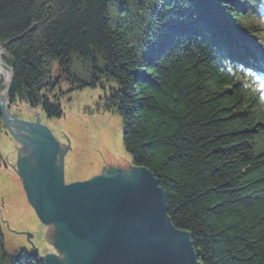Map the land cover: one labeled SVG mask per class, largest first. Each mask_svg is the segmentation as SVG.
<instances>
[{
    "label": "trees",
    "instance_id": "1",
    "mask_svg": "<svg viewBox=\"0 0 264 264\" xmlns=\"http://www.w3.org/2000/svg\"><path fill=\"white\" fill-rule=\"evenodd\" d=\"M113 3L0 0L11 104L63 117L53 64L68 71L78 54L96 69L102 58L120 85L105 107L123 120L126 151L158 179L199 261L264 264V66L243 44L264 50V0H151L141 55L111 24ZM14 263L44 264L35 254Z\"/></svg>",
    "mask_w": 264,
    "mask_h": 264
},
{
    "label": "water",
    "instance_id": "2",
    "mask_svg": "<svg viewBox=\"0 0 264 264\" xmlns=\"http://www.w3.org/2000/svg\"><path fill=\"white\" fill-rule=\"evenodd\" d=\"M0 53L5 54L1 46ZM6 67L11 80L0 91L1 120L16 139L24 138L32 147V154L20 159L21 180L40 222L55 227L54 247L60 253H37L40 260L44 264H202L191 234L173 225L165 192L147 168L133 165L126 173L105 171L66 184L60 147L52 133L40 121H20L11 111L14 69Z\"/></svg>",
    "mask_w": 264,
    "mask_h": 264
},
{
    "label": "rangeland",
    "instance_id": "3",
    "mask_svg": "<svg viewBox=\"0 0 264 264\" xmlns=\"http://www.w3.org/2000/svg\"><path fill=\"white\" fill-rule=\"evenodd\" d=\"M140 3L145 11L138 10ZM151 6V0H115L109 6L111 24L122 23L127 28L138 55H141L138 48L148 25L143 21ZM123 7L127 12H122ZM71 61L68 71L58 62L52 66L51 77L58 84L50 99L58 98L63 117L49 118L42 108L33 109L22 98L11 105V111L20 121H40L52 133L60 147L66 184L87 181L105 171L128 172L133 163L124 145L123 120L116 111L105 107L106 99L119 90L118 81L106 74V64L100 57L96 69L78 54H73ZM22 139H16L2 123L0 251L8 255L4 264H15L26 254L60 256L54 247L55 227L40 222L21 180L20 159L25 160L32 154L30 143Z\"/></svg>",
    "mask_w": 264,
    "mask_h": 264
},
{
    "label": "bare ground",
    "instance_id": "4",
    "mask_svg": "<svg viewBox=\"0 0 264 264\" xmlns=\"http://www.w3.org/2000/svg\"><path fill=\"white\" fill-rule=\"evenodd\" d=\"M10 80H11V74H10L9 68H7L6 65H5V63H4L3 53H0V83H3L4 89L6 88L5 85H8V83L10 82ZM33 138L37 142L40 141V140L42 141V139H41L40 136H34Z\"/></svg>",
    "mask_w": 264,
    "mask_h": 264
}]
</instances>
